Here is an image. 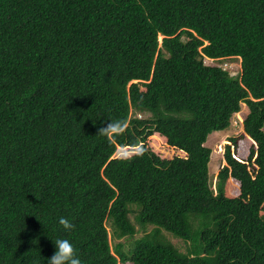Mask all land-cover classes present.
Returning <instances> with one entry per match:
<instances>
[{
  "label": "trees",
  "instance_id": "trees-1",
  "mask_svg": "<svg viewBox=\"0 0 264 264\" xmlns=\"http://www.w3.org/2000/svg\"><path fill=\"white\" fill-rule=\"evenodd\" d=\"M57 239L83 264H264V0H0V264Z\"/></svg>",
  "mask_w": 264,
  "mask_h": 264
},
{
  "label": "clouds",
  "instance_id": "clouds-1",
  "mask_svg": "<svg viewBox=\"0 0 264 264\" xmlns=\"http://www.w3.org/2000/svg\"><path fill=\"white\" fill-rule=\"evenodd\" d=\"M233 125L231 124L232 127H237V124ZM128 127L129 121L127 119L108 121L104 126L98 129L97 135L106 137L109 143H112L116 137L123 135L127 131ZM144 151L145 148L140 145L139 142H137V144L133 145L132 147L121 146L115 155L116 158L120 160H131L134 157L142 156ZM59 224L63 226L66 231H70L75 227L69 219L64 217L59 219ZM54 244L56 251L49 258L48 264H83V261L78 255L76 247L70 240L57 239L54 241Z\"/></svg>",
  "mask_w": 264,
  "mask_h": 264
},
{
  "label": "rangeland",
  "instance_id": "rangeland-1",
  "mask_svg": "<svg viewBox=\"0 0 264 264\" xmlns=\"http://www.w3.org/2000/svg\"><path fill=\"white\" fill-rule=\"evenodd\" d=\"M228 66L231 67L230 72L235 73L237 68L239 67V61L238 60L231 61V62H229ZM242 109H245L244 105H243ZM141 114L142 113H139V114L137 113L138 116H140ZM240 130H241L240 126L237 125V127H232V126L230 127L229 126V128L227 130L212 131L211 133H209L207 140H206L207 141L206 143H207V145H209L211 147V155H210V159L208 162V171L210 173H213V174L216 173V170H217V167L219 164V158H220L221 151L223 148L222 144H223V141L225 140V137L228 135H236V134L240 133ZM148 144L157 154H159L162 157H171L173 155H183L182 151L168 146L166 144L164 138L157 133L151 135L148 138ZM226 188L229 191H233L235 188V185L233 183H231L230 181H227L226 182ZM171 239L174 242L181 243L174 236H172Z\"/></svg>",
  "mask_w": 264,
  "mask_h": 264
},
{
  "label": "built area",
  "instance_id": "built-area-1",
  "mask_svg": "<svg viewBox=\"0 0 264 264\" xmlns=\"http://www.w3.org/2000/svg\"><path fill=\"white\" fill-rule=\"evenodd\" d=\"M232 123L236 125L237 124V120L236 119H233L232 120Z\"/></svg>",
  "mask_w": 264,
  "mask_h": 264
}]
</instances>
